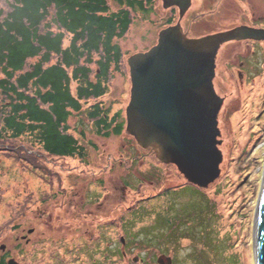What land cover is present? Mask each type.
Here are the masks:
<instances>
[{"label": "rangeland", "instance_id": "rangeland-1", "mask_svg": "<svg viewBox=\"0 0 264 264\" xmlns=\"http://www.w3.org/2000/svg\"><path fill=\"white\" fill-rule=\"evenodd\" d=\"M154 2L152 12L135 13L127 34L118 40L128 53L154 44L158 31L165 26L171 10L162 7L161 0ZM235 59L242 64L239 68L241 74H234L232 83L214 85L223 97L218 115L221 130L218 138L222 140L219 147L224 160L220 164L221 175L206 188L182 182V175L175 166L156 167L154 161L148 160V154H142L140 148L135 144L134 147L123 135L95 138L83 114L70 117L71 127L78 130L81 129L78 125H82L87 130V139L91 137L92 141L106 148H88L84 157H69L76 166L70 180L77 177L80 184L83 181L76 174L79 160H83L88 164L83 165L88 169L85 178L110 181L118 196L123 192V180L135 182L145 178L148 190H153L156 185L155 191L167 187L163 196L131 200L130 207L134 210L131 256L136 253L149 257L148 260L157 257L168 260L169 255L178 262L176 264H257L254 228L264 182V42L253 46L250 51L237 53ZM232 70L235 73V68ZM226 75L223 66H218V78L224 80ZM112 80L118 92L123 85L128 92V76L115 73ZM124 96L120 95L121 101ZM117 106L119 104L113 105L112 110ZM38 151L42 152L37 154L32 174L31 170L24 166L22 168L26 171L22 170L6 153L0 152V217L6 215V210L12 208L10 204L21 196H30L31 191L35 198L42 194L47 189L49 172L59 168L52 162L63 161L53 153ZM120 152L133 157L132 168L114 164L118 161L114 155ZM80 184L77 192L68 195L69 199L81 200ZM31 225L34 222L30 216L23 227L13 233L10 242L17 241L14 237L20 233H27L26 228Z\"/></svg>", "mask_w": 264, "mask_h": 264}, {"label": "trees", "instance_id": "trees-1", "mask_svg": "<svg viewBox=\"0 0 264 264\" xmlns=\"http://www.w3.org/2000/svg\"><path fill=\"white\" fill-rule=\"evenodd\" d=\"M154 1L0 0V152L29 170L38 149L82 154L69 124L74 114L108 135L115 116L105 100L115 73L127 69L118 40ZM33 203L27 195L13 208Z\"/></svg>", "mask_w": 264, "mask_h": 264}, {"label": "flooded vegetation", "instance_id": "flooded-vegetation-1", "mask_svg": "<svg viewBox=\"0 0 264 264\" xmlns=\"http://www.w3.org/2000/svg\"><path fill=\"white\" fill-rule=\"evenodd\" d=\"M170 10L173 15L168 16L165 26L179 20L183 32L189 37H198L237 26L264 30V0H190L189 7L180 18L179 7L174 5ZM263 42L264 38L244 37L222 43L215 59L214 85L232 83L233 75L241 74L239 68L242 65L236 62L235 55L245 50L250 51L253 46ZM218 66H223L227 72L224 80H220L217 76ZM232 68H235V73ZM114 85L115 83L109 92L113 94L112 97L105 100L109 115L115 116L111 121L108 135H123L131 140L133 146L135 144L140 148L142 154H148V160L154 161L156 167L166 168L167 164L159 161L153 151L140 147L135 138L126 131L125 107L130 93L125 92L124 85H120L121 92H118ZM121 94H125L122 101ZM115 104L119 106L112 110ZM117 122L121 124L119 132L113 129L114 123ZM91 131L94 132L95 138L107 136L102 132L97 133L95 129ZM86 132L87 130L83 128L73 131L82 143L80 145L82 154L78 152L72 154L78 158L84 157L85 153H88V148L106 150L104 146L92 141L91 137L87 139ZM40 152L37 151V154ZM56 155L63 161L52 162L59 168L49 172L47 189L35 198L34 207L27 211L19 208L9 209L6 210V215L0 217V264H8L9 260L20 264L178 263L176 260H162L158 257L156 260H148L149 257L138 254L131 256L133 243L131 223L134 222L132 219L134 210H131L130 205L131 200H137V196L141 199V194L146 193L144 189L149 188L146 186L145 178H139L135 182L123 180L121 184L123 192L118 196L110 181L102 178L91 181L85 178L88 169L83 165L88 164L83 160H79L76 172L83 183L80 184L77 177L75 180H70L71 173L76 168L69 158L72 155ZM114 158L118 160L114 164L118 163L124 168H132L134 164L133 157L124 152L114 155ZM79 184L82 185L83 193L81 200L77 202L72 198L69 199L68 195L77 192L76 188ZM30 216L34 225L26 228L27 233L22 232L15 236L14 239L17 241L10 242L13 233L21 229Z\"/></svg>", "mask_w": 264, "mask_h": 264}, {"label": "water", "instance_id": "water-1", "mask_svg": "<svg viewBox=\"0 0 264 264\" xmlns=\"http://www.w3.org/2000/svg\"><path fill=\"white\" fill-rule=\"evenodd\" d=\"M162 4L178 6L181 17L190 0H162ZM244 37L264 38V30L237 26L188 37L177 20L159 30L149 49L127 58L131 82L125 107L127 131L141 147L174 163L188 181L202 187L218 178L222 161L218 113L223 97L213 85L215 56L223 42ZM254 247L256 263L264 264V182Z\"/></svg>", "mask_w": 264, "mask_h": 264}, {"label": "bare ground", "instance_id": "bare-ground-1", "mask_svg": "<svg viewBox=\"0 0 264 264\" xmlns=\"http://www.w3.org/2000/svg\"><path fill=\"white\" fill-rule=\"evenodd\" d=\"M254 249H255V247H254Z\"/></svg>", "mask_w": 264, "mask_h": 264}]
</instances>
